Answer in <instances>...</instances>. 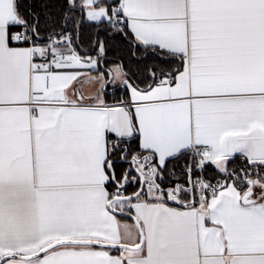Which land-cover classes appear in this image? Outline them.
<instances>
[{
    "label": "snow or ice",
    "instance_id": "1",
    "mask_svg": "<svg viewBox=\"0 0 264 264\" xmlns=\"http://www.w3.org/2000/svg\"><path fill=\"white\" fill-rule=\"evenodd\" d=\"M0 264H264V0H0Z\"/></svg>",
    "mask_w": 264,
    "mask_h": 264
},
{
    "label": "rangeland",
    "instance_id": "2",
    "mask_svg": "<svg viewBox=\"0 0 264 264\" xmlns=\"http://www.w3.org/2000/svg\"><path fill=\"white\" fill-rule=\"evenodd\" d=\"M111 69H114L115 68V65H109Z\"/></svg>",
    "mask_w": 264,
    "mask_h": 264
},
{
    "label": "crops",
    "instance_id": "3",
    "mask_svg": "<svg viewBox=\"0 0 264 264\" xmlns=\"http://www.w3.org/2000/svg\"><path fill=\"white\" fill-rule=\"evenodd\" d=\"M108 68H110V66H108Z\"/></svg>",
    "mask_w": 264,
    "mask_h": 264
}]
</instances>
